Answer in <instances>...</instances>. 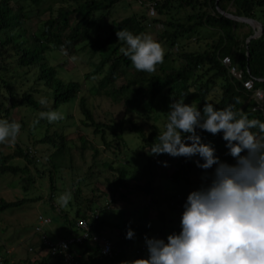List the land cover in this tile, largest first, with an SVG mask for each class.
Wrapping results in <instances>:
<instances>
[{"label": "trees", "instance_id": "1", "mask_svg": "<svg viewBox=\"0 0 264 264\" xmlns=\"http://www.w3.org/2000/svg\"><path fill=\"white\" fill-rule=\"evenodd\" d=\"M119 1L0 0V67L10 69V74L18 75H10V80L0 75V87L7 90V100L0 111L4 119L15 121L10 116L13 109L24 108L29 112L55 110L60 104L77 98L82 115L81 122L84 126L92 128V132L99 136L104 147L120 149L126 146L122 135L125 128L124 119L118 124L95 119L86 98L79 95L80 81L63 78L57 67L50 64V60L46 58L47 50L56 49L74 60L77 59V54L84 52L90 57L97 56L98 61L92 63V69L86 72V75L102 76L90 89L93 94L105 96L121 105L124 115L137 114L147 118L152 116L157 120L168 115L171 103L185 98L184 101L196 104L201 111L206 101L217 109L233 105L235 110L247 115L249 119L264 121V102L262 107L258 108L251 92L229 77L226 67L221 63L222 57L229 56L232 63L242 70L244 79H252L254 88H264V0H131L134 4H140V9L116 21L112 18V10ZM145 1L153 6L156 16L147 14L143 7ZM229 6L233 10H229ZM223 11L258 21L262 26V33L248 40L253 33L252 27L228 18L222 14ZM32 12L33 15L30 14ZM45 13L47 17L43 19ZM31 17L37 18V28L30 34L26 21ZM156 25L159 29L157 37L153 39L164 49L163 63L157 64L155 72L152 73L137 71L129 57L121 50L128 47L126 42L118 40L116 33L126 29L134 35H139ZM20 68L37 69L32 84H28L24 79L27 70L22 76L18 71ZM38 94L50 104L41 105L37 102ZM18 123L21 124L20 132L23 131L27 136L33 134L31 130L25 129L23 120L20 119ZM164 123L166 125L167 122ZM129 130L140 139L139 149L144 151L147 148L151 150L152 144L158 142V136L165 127L161 129L153 124L149 132H146L142 125L132 122ZM196 132L201 136L202 143L215 148V155L221 161L235 163V160L226 154L228 149L222 138L223 133L212 135L199 128ZM107 134H110V138H107ZM80 140V148L83 150L87 141L84 137H80ZM34 143H46L53 148L54 151L49 156L52 170L66 167V158L72 167L67 135L62 131H46L39 139H34ZM138 151L136 150L137 153ZM96 154L97 150L94 148V155ZM165 155L154 156L148 153L145 156L146 162L141 167L130 166L125 160L119 163L104 162L103 166L114 174L110 181L113 192L119 189L126 191L129 189V182H132L135 190L147 195L152 193L158 188L155 185L158 176L157 162ZM15 158L21 160V163L12 162ZM196 160L204 162L199 156L181 157L176 169L169 174L171 180L176 182L178 177L183 178L187 186L191 187L192 183L187 175L205 171L209 172L207 179L199 177L196 190L207 186L216 166L204 170L196 166ZM36 164L35 154H31L27 147L22 148L17 143L14 153H0L1 175H23L29 172L30 167L40 174L42 171H38ZM50 183L51 186L54 185L52 180ZM192 191L195 189L191 188L182 193L184 200L181 201L180 208H184ZM180 192L165 197L169 198L167 202L170 207L175 208L170 201L176 193L181 194ZM99 196L101 195L97 198ZM119 196L127 199L122 193H119ZM34 199L14 198L7 202L0 199V211L20 207L26 200ZM91 200L94 199H85L83 212L72 218L61 212L70 232L75 230L78 219L88 218L91 212L96 211L87 203ZM149 202L152 203L153 199ZM155 202L159 201L155 199ZM95 225V231L104 233L103 230L108 224L101 220L99 215ZM156 232L164 233V230L159 228ZM138 234H141V231ZM106 236L112 240L115 254L112 257L104 256L96 246L85 241L75 246L82 254V264H121L123 261L130 264L131 261L147 258L142 255L146 246L141 253L134 252L129 256L128 245L132 239L126 238V232ZM36 246L42 250L46 249L40 238ZM0 256V264H49L52 258L54 264H61L59 256H53L48 251L33 261H11L10 255L0 247Z\"/></svg>", "mask_w": 264, "mask_h": 264}, {"label": "rangeland", "instance_id": "2", "mask_svg": "<svg viewBox=\"0 0 264 264\" xmlns=\"http://www.w3.org/2000/svg\"><path fill=\"white\" fill-rule=\"evenodd\" d=\"M149 6L147 2L143 4L148 15ZM139 9L140 4H134L131 0H120L112 10V18L119 21ZM228 9L233 10L231 6ZM30 14L33 15L34 12ZM154 16H156L155 10L152 17ZM46 17L47 13H45L43 19ZM26 26L30 34L34 32L37 28V18L31 17L28 19ZM158 29L157 25L150 27L147 29L146 34L155 38L157 37ZM174 51L176 50L174 49ZM45 55L50 60V64L57 67L63 78L66 80H68L67 78H73V80L80 81L79 95L86 98L97 121L118 124L122 118L124 119L125 128L122 131V135L126 146L120 149L104 147L99 136L92 132V128L84 126L81 122L82 115L78 108L77 98L60 104L55 109L63 113L64 119L54 123L39 119V114L42 110L29 112L24 108L13 109L10 114L11 118L16 122L20 119L23 120L25 129L33 132L31 136H27L23 131L20 132L16 143L22 148L27 147L31 154H35L37 169L42 172L39 174L36 169L30 167L29 172L23 175L0 174V199L7 202L14 198H26L28 200L35 198L31 201L26 200L20 207L0 211L1 249L10 255L11 261H24V259L33 261L34 258H40V255L46 253L47 250H42L39 246H36L40 237L34 230L38 221L37 216L42 214L51 219L50 224L45 225L43 230L51 239H54L57 234L53 229L65 225L61 212L67 213L69 218L74 217L77 213L83 212L84 200L87 198L94 199L87 203L99 213L100 219L108 224L107 228L105 227L103 230L104 234H111V232L114 235L119 232L127 233L129 228L134 231V238L128 245L130 247L128 249L129 256H132L131 254L135 252V249L146 246L145 236L164 239L167 242L168 235L180 232V220L184 208L170 207L167 202L169 198L166 199L165 197L179 191H181V194L188 192L191 188L196 190L199 177L208 176L209 172L198 171L197 173L188 174L187 177L192 183L191 187L187 186L185 180L180 177H178V181L174 182L169 177V174L176 169L175 167L181 157H171L166 154L157 162L158 176L155 179V185L158 188L152 193L147 195L135 190L132 187V182H129L130 186L126 191L119 189V191L113 192L110 181L114 174L112 170L103 166V163H119L125 160L130 166H143L146 162L145 156L150 150L149 148L144 151L139 149L141 141L129 130V127L134 122L137 125H142L146 132H149L153 124L164 129L167 115L161 116L157 120H154L152 116L147 118L137 114L124 115V108L121 105L112 102L105 96L93 94L90 87L101 78L102 74L88 77L86 72L92 69L93 62L98 61L97 56L90 57L87 52H84L77 54V59L74 60L68 54L56 49L47 50ZM6 66L8 67V65ZM26 70L27 68H20L18 71L23 76ZM36 70L34 68L28 69L26 74H24V79H26L28 84L33 83V75ZM0 75L6 80H10V75L18 76L10 74V69H4V67H0ZM41 96L39 94L36 95L37 102H40ZM6 100L7 90L5 87H0V111ZM184 102L185 104H192L189 101ZM32 107L35 108L34 106ZM0 119H4L1 112ZM38 120L39 122L37 123ZM54 130L62 131L67 135L70 147L69 159H71L70 165L72 167L69 166L68 158H66V167L52 170L49 156L54 151L53 148L46 143H34V139H39L46 131L52 132ZM80 137H84L87 141L83 150L80 148ZM107 138H110V134H107ZM16 143L14 145L0 144V153H14ZM94 148L97 150L96 155H94ZM136 150H139L138 153ZM12 162L21 163V160L15 158ZM165 162L167 166H165ZM50 174L52 175L50 176ZM50 180L53 181V186H51ZM65 193L71 194V199L67 205H64L60 200L61 195ZM119 193L124 194L127 199H122ZM98 195L101 196L97 198ZM150 199H153L152 203L149 202ZM155 199L159 202H155ZM107 203H109L108 206L106 205ZM65 227L67 226L62 227L64 232L61 234H66L68 228ZM159 228H163L164 233L156 232ZM140 231L141 234H138ZM68 235L69 233L64 237ZM142 255L148 257L147 246ZM24 264L30 263L25 262ZM49 264H54V258L50 260Z\"/></svg>", "mask_w": 264, "mask_h": 264}, {"label": "clouds", "instance_id": "3", "mask_svg": "<svg viewBox=\"0 0 264 264\" xmlns=\"http://www.w3.org/2000/svg\"><path fill=\"white\" fill-rule=\"evenodd\" d=\"M116 35L126 42L128 47L121 50L137 71L152 73L163 63L164 49L151 35H134L126 29ZM184 99L170 104L165 130L149 153L199 156L204 162L196 160L197 167H216L207 186L189 193L180 232L168 235L167 242L145 236L148 257L130 264H264V121L249 119L233 105L217 109L206 101L201 111ZM40 103L47 105L48 101L41 98ZM39 119L54 123L64 115L57 110L42 111ZM197 128L212 135L223 133L226 154L235 163L221 161L214 147L202 143ZM20 129V123L0 119V144L14 145ZM70 199V193L60 197L64 205ZM134 235L129 228L126 238Z\"/></svg>", "mask_w": 264, "mask_h": 264}, {"label": "built area", "instance_id": "4", "mask_svg": "<svg viewBox=\"0 0 264 264\" xmlns=\"http://www.w3.org/2000/svg\"><path fill=\"white\" fill-rule=\"evenodd\" d=\"M153 14L154 8L150 5L149 16ZM221 63L226 67L228 76L239 82L245 90L250 91L253 99L257 102V107L261 108L264 102V88H254L252 79H244L242 70L232 63L229 56L222 57ZM183 200L182 194L176 193L170 204L180 208V203ZM98 219L99 213L93 211L88 218L78 219L75 223V230L71 231L67 237L51 239L43 230L45 225L50 224L51 219L39 214L34 230L40 235L39 238L46 250L53 256H59L61 264H82V254L76 250L75 246L85 241L92 246H96L104 256L112 257L115 254L113 252L112 240L106 234L98 233L94 230ZM144 249L145 246H142L136 249L135 253H141ZM121 264H126V262L123 261Z\"/></svg>", "mask_w": 264, "mask_h": 264}, {"label": "water", "instance_id": "5", "mask_svg": "<svg viewBox=\"0 0 264 264\" xmlns=\"http://www.w3.org/2000/svg\"><path fill=\"white\" fill-rule=\"evenodd\" d=\"M222 14L227 16L230 19H233V20H236V21H241V22H244V23L250 25L252 27V29H253V33L248 37V40H250L252 38H256L262 33L261 24L258 21L254 20V19L246 18V17H243V16H236L233 13L226 12V11H223Z\"/></svg>", "mask_w": 264, "mask_h": 264}, {"label": "crops", "instance_id": "6", "mask_svg": "<svg viewBox=\"0 0 264 264\" xmlns=\"http://www.w3.org/2000/svg\"><path fill=\"white\" fill-rule=\"evenodd\" d=\"M115 198H116V197H115ZM47 217H48V216H47ZM63 220H64V219H63ZM64 224H65V223H64ZM64 226H65V225H64ZM64 226L56 227V228L53 229L54 232L57 234V237L54 238V239L62 238V237H64V236H66V235L70 232V229H69L68 227H65V228H68V230H66V231H67L66 234H61L62 232H64V230H63ZM62 227H63V228H62ZM110 235H114V234L111 232Z\"/></svg>", "mask_w": 264, "mask_h": 264}]
</instances>
